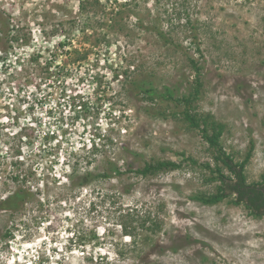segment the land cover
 <instances>
[{
    "label": "rangeland",
    "instance_id": "obj_1",
    "mask_svg": "<svg viewBox=\"0 0 264 264\" xmlns=\"http://www.w3.org/2000/svg\"><path fill=\"white\" fill-rule=\"evenodd\" d=\"M192 59V113L264 183V0H0V198L32 191L0 210V264H264V213L200 201L216 151L134 84L181 97ZM159 160L180 166L136 172Z\"/></svg>",
    "mask_w": 264,
    "mask_h": 264
},
{
    "label": "trees",
    "instance_id": "obj_2",
    "mask_svg": "<svg viewBox=\"0 0 264 264\" xmlns=\"http://www.w3.org/2000/svg\"><path fill=\"white\" fill-rule=\"evenodd\" d=\"M82 7H85L84 3L82 4ZM191 63L197 76L191 90L181 97L175 96L173 89L168 86H165L163 90H160L153 84L145 86V82L142 81H135L134 84L142 89L147 99L155 100L157 98H164L184 104L186 107L183 112L185 119L193 128H197L201 131L204 139L209 143L210 147L216 151L214 158L218 164L215 168H212V172L214 173V179L218 180L220 183L215 193L203 195L201 197L199 196V200L205 204H217L233 194L235 197L233 203L245 204L254 215H260L261 213H264V183H248L245 174V165L251 157V152L247 154L243 161L235 162L233 156L230 153H227L220 143L225 125L216 120H210V114L199 115L192 113L191 111L190 107L193 106V102H195L201 94L202 87L199 72L201 67H199L193 59L191 60ZM220 163L228 168L230 172L229 176L223 172ZM179 166V163L172 160H159L155 163H146L142 169H139L136 172L142 175H147L162 169H175ZM111 171L115 172L117 175L124 174V171H121L115 166V164H112ZM127 171L131 172L134 170L129 168ZM98 176L108 178L110 172H102L98 174ZM92 177L93 174L89 172L87 175L83 176L82 180L75 183V185L82 187L85 184H89ZM31 195L32 191L29 188L20 185L4 197L0 198V210L18 212L28 205L31 201ZM147 221L148 219L143 220V227H145ZM152 225L155 229L159 227L157 224ZM146 228L145 230L150 229Z\"/></svg>",
    "mask_w": 264,
    "mask_h": 264
}]
</instances>
